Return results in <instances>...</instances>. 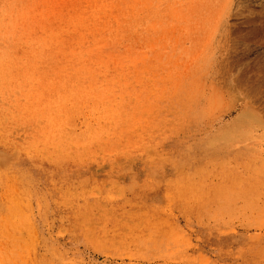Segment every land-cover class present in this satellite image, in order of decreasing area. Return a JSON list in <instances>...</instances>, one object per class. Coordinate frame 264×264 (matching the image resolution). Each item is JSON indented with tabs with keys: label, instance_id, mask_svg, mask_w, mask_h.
Returning <instances> with one entry per match:
<instances>
[{
	"label": "rangeland",
	"instance_id": "obj_1",
	"mask_svg": "<svg viewBox=\"0 0 264 264\" xmlns=\"http://www.w3.org/2000/svg\"><path fill=\"white\" fill-rule=\"evenodd\" d=\"M128 1L91 84L39 78L32 0H0V264H264V112L193 79L217 12Z\"/></svg>",
	"mask_w": 264,
	"mask_h": 264
},
{
	"label": "bare ground",
	"instance_id": "obj_2",
	"mask_svg": "<svg viewBox=\"0 0 264 264\" xmlns=\"http://www.w3.org/2000/svg\"><path fill=\"white\" fill-rule=\"evenodd\" d=\"M128 6V0H32L39 78L44 73L58 77L87 73L85 78L91 84L97 81L88 65L103 56L90 50L91 43L124 38L129 27ZM193 12L197 23L211 20L217 12L208 45L196 57L195 83L214 94L236 95L228 115L254 107L264 112V0H209L207 10ZM58 48L62 52L53 51ZM43 52L45 58L37 61ZM224 121L225 117L219 123Z\"/></svg>",
	"mask_w": 264,
	"mask_h": 264
}]
</instances>
